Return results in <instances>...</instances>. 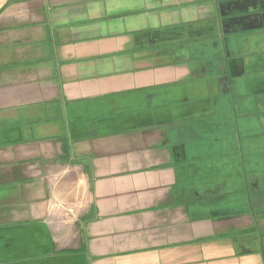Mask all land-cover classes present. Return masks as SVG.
Masks as SVG:
<instances>
[{
	"label": "crops",
	"instance_id": "1",
	"mask_svg": "<svg viewBox=\"0 0 264 264\" xmlns=\"http://www.w3.org/2000/svg\"><path fill=\"white\" fill-rule=\"evenodd\" d=\"M42 2L0 25V264H264L206 120L264 102V0Z\"/></svg>",
	"mask_w": 264,
	"mask_h": 264
},
{
	"label": "rangeland",
	"instance_id": "2",
	"mask_svg": "<svg viewBox=\"0 0 264 264\" xmlns=\"http://www.w3.org/2000/svg\"><path fill=\"white\" fill-rule=\"evenodd\" d=\"M42 1L43 0H31L23 3H10V0H0V11L3 9V11L0 12V25L3 26L10 24V14L16 15L15 17L19 19V21H23V18L26 17V21L29 22V17H32L34 13L41 10L40 7L43 4ZM9 34L10 33H5L3 36H1L0 42L5 43V37ZM230 80L232 82L233 80L236 82L235 84L231 83L233 86V90L231 92L225 93L222 98L217 101L215 111H218V116H210L206 120H210L212 121L211 123L217 125H224L229 123L231 128H235L236 126L239 130L238 137L236 136V133H233L231 136L232 138H229L232 139V146H230L229 141H226L228 139L224 138L222 146L223 156L230 155V151H233V153H235L236 155L238 152L241 153V151H243L241 155L248 154L249 156H251V159L247 160V162L249 163L248 165L247 163H245V160H243V163L242 160H239V163L236 166L238 167V174L235 173L236 171L234 172L236 178H233L232 176L233 179L228 177L230 178V180L221 181V183H223L222 191H224V194H227V189L234 190L242 189L243 187H248L249 189L252 188L253 194H251L249 197L245 196L247 201L246 204L249 203L250 208L254 209L252 214L254 215L256 221H262L264 223V102L262 106H260L259 102L261 101L258 102L253 98H250L251 96L253 97V95L245 89L246 85L244 83V80L232 77V75H230ZM248 95L250 97H248ZM236 139L239 140V147L237 146L238 144H236ZM240 141H242V143H240ZM250 161H252V164L254 166H252L254 179H251ZM256 165H259L261 167ZM225 166L230 165H223V167ZM232 166L235 167V165ZM257 193L258 195L255 196ZM225 198L226 195H223L221 197H218V200L219 202H222V204L225 203V205H229V201H223ZM211 199L212 198L205 197L204 203L206 202L207 206H211ZM243 205H245V202L243 203ZM221 213L225 214L228 213V211H223ZM262 230H264V228Z\"/></svg>",
	"mask_w": 264,
	"mask_h": 264
},
{
	"label": "trees",
	"instance_id": "3",
	"mask_svg": "<svg viewBox=\"0 0 264 264\" xmlns=\"http://www.w3.org/2000/svg\"><path fill=\"white\" fill-rule=\"evenodd\" d=\"M25 1H29V0H10V3H11V2H25ZM8 4H9V3H8ZM8 4H7V5H8ZM7 5H6V6H7ZM6 6H5V8H6ZM5 8H4V9H5ZM1 11H3V9H2ZM1 11H0V12H1ZM227 139H228V141L230 142V146H232V145H231V140H232V139H229V138H227ZM230 154H231V155H235V153H233V151H230ZM256 164H257V163H256ZM260 165H262V164H260ZM256 166H259V165H256ZM259 167H261V166H259ZM243 188H245V187H243ZM243 188H242V189H238V190H239V191H241V190L243 191V190H244ZM257 195H258V193H257L255 196H257ZM234 199H235V200L237 199V202L240 204V206H238V207H240V208H239L240 210L235 211V212H230V213L228 212V213H225V214H231V215H232V214H246V213L250 212V211H247V209H246V205H247L246 203H247V201H246V198H245L244 196H239V197H236V198H234ZM234 199H233V197L230 198V199H229V202L231 203L232 200H234ZM235 200H234V201H235ZM241 202H243V203L245 202V205H243V203H241Z\"/></svg>",
	"mask_w": 264,
	"mask_h": 264
}]
</instances>
